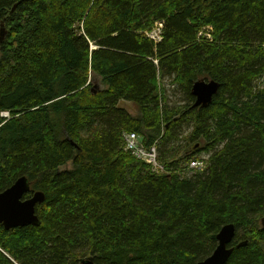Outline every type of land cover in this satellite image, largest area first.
Instances as JSON below:
<instances>
[{"label": "trees", "instance_id": "trees-1", "mask_svg": "<svg viewBox=\"0 0 264 264\" xmlns=\"http://www.w3.org/2000/svg\"><path fill=\"white\" fill-rule=\"evenodd\" d=\"M2 26L0 193L25 177L45 201L0 224V264H198L230 224L227 264H264V0H0Z\"/></svg>", "mask_w": 264, "mask_h": 264}, {"label": "water", "instance_id": "water-1", "mask_svg": "<svg viewBox=\"0 0 264 264\" xmlns=\"http://www.w3.org/2000/svg\"><path fill=\"white\" fill-rule=\"evenodd\" d=\"M5 35L6 30L2 26L0 43L3 42ZM219 89L220 84L214 80L195 82L192 88V95L195 97L194 108L209 107ZM29 191L28 181L22 177L13 186L0 193V224L4 226L5 230L10 231L21 227L39 225L36 208L44 203L45 196L43 193L37 192L31 198L25 199ZM261 225L264 229V219L261 221ZM235 235L236 228L234 225L224 226L217 235L218 245L212 255L198 264H227L234 251L232 244ZM244 245L246 243H240L237 247ZM82 264H95V262L92 259H85Z\"/></svg>", "mask_w": 264, "mask_h": 264}, {"label": "built area", "instance_id": "built-area-1", "mask_svg": "<svg viewBox=\"0 0 264 264\" xmlns=\"http://www.w3.org/2000/svg\"><path fill=\"white\" fill-rule=\"evenodd\" d=\"M161 28L162 25L160 24L156 31H154L152 34H150L149 37H151L154 40H160L161 39ZM155 33V34H154ZM157 35V36H155ZM5 116H8V113L5 114ZM126 146L129 151L132 152V154L139 160H142L146 164L152 166L155 169L162 168L160 163L158 162V153L157 148L155 146H152L150 148H147L143 145L141 138L139 135H136L134 133L129 134L125 138ZM152 157V161H149V158ZM203 167V164L198 161H194L191 163V168H201Z\"/></svg>", "mask_w": 264, "mask_h": 264}, {"label": "rangeland", "instance_id": "rangeland-1", "mask_svg": "<svg viewBox=\"0 0 264 264\" xmlns=\"http://www.w3.org/2000/svg\"><path fill=\"white\" fill-rule=\"evenodd\" d=\"M155 36H157V35H155ZM164 84H165V88L169 91L168 96H170L171 100H176L177 101V99L180 98V94L177 92V94L174 95V90L176 89V86L170 85L169 82H167V83L164 82ZM93 87L94 88H103V86H102V84L100 82V79H96L95 81H93ZM120 107L125 108L133 116H137L139 114L138 113V110L136 109V107L133 104H131V103L121 102L120 103ZM157 153H158V156H159V151L158 150H157ZM201 157H202L203 160H207V157L205 155L204 156H201ZM152 160H153L152 157L149 158V161L150 162ZM67 168H71V164L68 165ZM153 171L155 173H160V174H165L166 173V169L163 166H162V168H159V169L153 168Z\"/></svg>", "mask_w": 264, "mask_h": 264}, {"label": "bare ground", "instance_id": "bare-ground-1", "mask_svg": "<svg viewBox=\"0 0 264 264\" xmlns=\"http://www.w3.org/2000/svg\"><path fill=\"white\" fill-rule=\"evenodd\" d=\"M150 38H151V37H150ZM151 39H152V38H151ZM5 114H7V113H4V114H3V117H8V116H5ZM128 135H129V134H126V135H125V138H126V136H128ZM142 163H143V162H142ZM153 173H154V171H153Z\"/></svg>", "mask_w": 264, "mask_h": 264}]
</instances>
